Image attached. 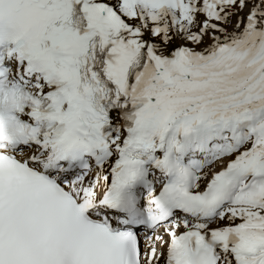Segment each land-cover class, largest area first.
<instances>
[{
    "label": "snow or ice",
    "instance_id": "6c2138e0",
    "mask_svg": "<svg viewBox=\"0 0 264 264\" xmlns=\"http://www.w3.org/2000/svg\"><path fill=\"white\" fill-rule=\"evenodd\" d=\"M0 264H264V0H0Z\"/></svg>",
    "mask_w": 264,
    "mask_h": 264
}]
</instances>
